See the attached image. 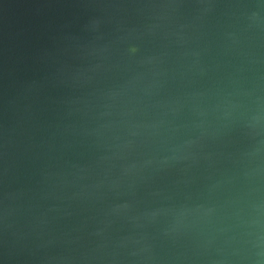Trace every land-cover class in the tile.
I'll return each mask as SVG.
<instances>
[{"label":"water","instance_id":"1","mask_svg":"<svg viewBox=\"0 0 264 264\" xmlns=\"http://www.w3.org/2000/svg\"><path fill=\"white\" fill-rule=\"evenodd\" d=\"M0 264H264V0H0Z\"/></svg>","mask_w":264,"mask_h":264}]
</instances>
